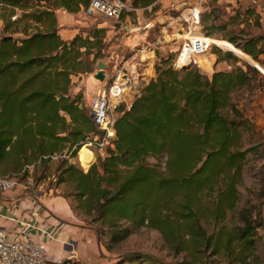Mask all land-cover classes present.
I'll use <instances>...</instances> for the list:
<instances>
[{
  "label": "trees",
  "instance_id": "obj_1",
  "mask_svg": "<svg viewBox=\"0 0 264 264\" xmlns=\"http://www.w3.org/2000/svg\"><path fill=\"white\" fill-rule=\"evenodd\" d=\"M124 1L134 9L123 13L122 22L135 18L136 9H145L147 16L159 9L156 0ZM90 2L0 0V177L26 178L30 172L25 167L31 164L34 177L36 168L48 167L51 155L68 150L74 157L82 144L102 135L83 93L71 91L74 78L94 71L105 55L107 28L94 27L64 39L56 16L58 9L84 11ZM204 2L201 24L212 36L228 24L216 23L219 7L204 11ZM252 2L258 5L261 0ZM255 14L253 8L237 11L232 20L249 22L251 16L259 24ZM223 39L215 42L264 66L261 36ZM178 53L157 54L155 75L132 101L118 105L116 135L105 147L106 155L88 171L61 158L56 184L66 187L64 196L73 197L83 213L107 226L115 243L132 232L123 221L135 227L147 223L177 245L179 253L196 258L210 251L248 264L262 223L246 211L241 225L229 227L226 220L239 202L238 184L253 148L242 149V128L255 124L237 108L233 94L264 76L232 50L218 59L232 62L231 68L215 69L211 77L196 65L175 68ZM149 157H166L165 171L148 163ZM47 262L71 264L68 259ZM155 263L150 254L132 251L112 264Z\"/></svg>",
  "mask_w": 264,
  "mask_h": 264
},
{
  "label": "rangeland",
  "instance_id": "obj_2",
  "mask_svg": "<svg viewBox=\"0 0 264 264\" xmlns=\"http://www.w3.org/2000/svg\"><path fill=\"white\" fill-rule=\"evenodd\" d=\"M193 1L194 0H191L190 2ZM204 4V11H207L215 6L214 4H208L205 2ZM218 7L220 14L216 19V23H226L228 25L224 30L215 31L212 36L207 35L213 43L211 50L202 56L201 63L202 66L209 71L207 73H210L211 71L214 72V68L230 69L231 67L228 66L229 64L232 65V62L230 61L223 60L215 65V61L219 59L220 55H223L226 51L230 50L246 61L248 65H260V63L252 56H249V54L241 55L236 49L222 44H217L215 40H224L223 36L225 35L236 36L240 41H243L246 36H261L263 38L261 45L264 48V17L261 15L259 16V24H257L255 20L248 23L245 20L234 22L232 19L237 11H239L238 8H228L226 5H219ZM178 13L179 12L177 10L169 8L167 12V15L171 17L169 21H164L165 19L163 20L162 18L156 19L158 24L154 26V31L151 34V37L154 39L157 36L159 28L163 26L162 24H164V26L170 25L172 20L173 22H171V25L167 26V30L170 34L175 29H180L181 23L176 19ZM153 16L156 18V15H150V17ZM59 19L63 22L61 28L63 31L62 34L64 35L68 32V29H71L70 27L74 23L80 24L84 21H86L84 23L85 26H81L80 29L89 31L94 27L107 28L109 46L105 51V55L98 61L104 60L105 62V60H108L112 51L118 50L120 54L124 49L123 41L126 39L127 33L123 27L115 26L114 20L112 19H108L103 15L88 17L82 12L72 14L70 16L66 14L64 16H60ZM123 22L125 23V20H123ZM208 24H210V22ZM204 26L205 24L202 23L196 29L195 33H203L206 35ZM0 27H2L1 22ZM168 39L169 41L167 40V43L163 46V48L158 50L159 52L157 51V54L163 55L167 53H178L184 37L181 36L180 39L170 40L171 38L168 36ZM234 46L237 47L236 45ZM215 51H218L221 54H217L216 56L214 55L217 53H215ZM124 55L125 53H123V55L121 54L120 58ZM260 58L264 61V53L260 54ZM142 68L143 65H139L138 68L135 69L134 79L131 84V88L128 90V98L125 102L130 100L132 95L139 92L138 88L146 81L147 74H143ZM97 70L98 67L96 64L94 71L88 74L78 75L74 78L75 85L71 92L72 94L74 92H82L86 104L87 96L93 95L97 91L98 87L103 84V81H100L95 77ZM107 70L108 77L106 76L104 81H109L113 76L115 71L113 63L107 65ZM201 71L203 72L204 70L201 68ZM233 97L237 108L245 117L248 116L252 122H254L255 127L249 128L248 125H245L242 128V149H249L250 147L253 148H251L252 150L248 152L244 161L243 177L238 184V190L240 193L239 202L233 211L228 212L226 224L229 227L241 225V214L244 211H246L247 214L252 215L254 218H258V221L262 223V226L257 229L258 234L256 248L254 249L253 255L249 258L248 264H264V80L261 77H257L254 84L252 83L250 86L235 91ZM84 146H86V143L82 144V148ZM88 147L92 151L90 158H85L80 155L82 148L74 157H70L72 151L70 152L65 150L64 154L58 156V158L52 159L46 169L43 170L42 168H36V175L34 173L35 179L39 180L42 179L41 177H45L47 182L46 185L56 187L54 193L64 196L66 187L64 185L56 184L55 175L57 165L61 158L64 157L76 163L84 169V171H88L91 164L96 162L98 157H104L106 155V148L104 151L103 149H99L97 147ZM165 161L166 157L148 158V163L151 165H158L162 171H165ZM66 198L68 201H71L69 203H71L72 207L76 211L79 226L87 229V233L90 234V237L87 239V243L84 242L85 236H80V238L83 237L82 242L77 244L74 254L67 258L71 261V264H112L124 253L132 251L150 254L156 259L155 264H181L182 261L194 262V264H237L234 260H232L233 258L231 259L230 257L224 255H213L210 251L208 253L201 252L196 258L190 255V253H179L177 245L171 244V242L167 240L160 230L149 226L147 223L141 227H135L132 223L123 221L122 225L124 227H131L132 232L125 240L115 243L110 239V233L107 226L95 222L92 220V217H88L85 213H83L78 207V202L73 197ZM205 203L208 204V198L205 199ZM209 230L210 232L215 230V226L212 222ZM185 242H188V237L185 238Z\"/></svg>",
  "mask_w": 264,
  "mask_h": 264
},
{
  "label": "crops",
  "instance_id": "obj_3",
  "mask_svg": "<svg viewBox=\"0 0 264 264\" xmlns=\"http://www.w3.org/2000/svg\"><path fill=\"white\" fill-rule=\"evenodd\" d=\"M184 1L185 0H161L160 3H158L159 9L156 12H150L152 10L151 6L148 7L150 15H156V18H154V16L150 17V15L147 16L145 9L141 8L135 11V18L132 16H128L126 18L125 23H123L124 28L132 23L147 21H152L154 25H156L158 24L156 19L159 18H162L163 20L165 19L164 21H169L171 18L167 15L169 8L173 10V8L180 5V3H183ZM187 1L192 3L190 2L191 0ZM195 1L196 0L193 2ZM203 1L212 2L215 6L226 5L228 8H238L241 12L249 8H253L256 16L259 17L261 15L264 17V0H261L258 5H252V0ZM80 12L84 13V11ZM66 14L70 16L76 13H69L64 9L56 10V16L58 25L61 29L60 32L62 37L64 39H71L77 33L84 30L80 29V27L85 26L84 23L86 21L81 22L80 24L74 23L70 27L71 29H68V32L64 35L62 34L63 31L61 28L63 22L59 18L60 16H64ZM247 20L251 22L255 20V18L250 16ZM171 22H173V20ZM147 33H151V30L143 31L140 34V38L146 37ZM148 39L152 40L151 37H148ZM131 40H133V36H127L123 41V51H121L120 54L118 50L112 51L108 60H105V63L107 65L113 63L114 67L120 63L129 68L131 71L137 69L139 65H143V74H147V77L144 84L138 88V91H140V88L145 87L155 75L157 50L156 57L153 56L152 53H148L143 55V58L149 57L146 60H141L139 57L135 58L130 47V42H132ZM160 49L161 47L158 48V50ZM123 53H125V55L120 58V55H123ZM214 55L217 56V53ZM218 62V60L215 61V65H217ZM262 67L264 68V66ZM107 71L108 70L106 68L105 73L108 77ZM203 72H206L205 74L209 77H211L213 73V71L210 72L211 74L207 73L209 71H207L206 68ZM261 73L264 76V73ZM134 95L130 97V100L127 101L128 103L132 101ZM32 172L33 169L31 170V174ZM46 184L47 182L45 177H42V179L39 180L35 179L34 186L28 185L26 178L8 177L7 179H4L0 185V227L4 228L9 239L22 235L24 230L29 231V234L25 236L26 250L47 259V261L60 262L67 260V258L74 254L77 244L82 242L83 237L80 238V236H85L84 242L87 243V239L90 237V234L87 233V229L79 226L76 211L72 207L71 203H69L71 201H68L65 196L55 194L54 192L56 187L47 186Z\"/></svg>",
  "mask_w": 264,
  "mask_h": 264
},
{
  "label": "built area",
  "instance_id": "obj_4",
  "mask_svg": "<svg viewBox=\"0 0 264 264\" xmlns=\"http://www.w3.org/2000/svg\"><path fill=\"white\" fill-rule=\"evenodd\" d=\"M161 0H156L155 3H160ZM128 1L124 0H91L90 4L84 10V14L88 17L103 15L108 19L114 20L117 27H123L121 21L122 15L127 10H133ZM139 9H136V11ZM179 13L176 19L181 23L180 29H175L173 32L167 30V26L159 28L157 36L153 40H149L151 33L154 31V23L152 21L132 23L125 29L127 36H133V43H130L132 53L135 58L146 60L149 57L143 58V55L152 53L156 57V50L162 48L168 39H180L181 42L178 56L174 66L180 69L183 64L196 65L205 71L202 66V56L209 52L213 46L210 37L203 33H195L196 29L201 25V15L203 12V0H196L189 3L185 0L180 5L173 8ZM16 19V15L13 16ZM145 30H151L146 37L140 38V34ZM173 38V39H172ZM115 71L109 81H104L93 95L87 96V104L90 111V116L94 124L103 131L102 135L89 139L86 142L87 146L104 149L111 143L115 137L114 130V114L119 104L125 102L128 98V90L134 79L135 70L131 71L123 64L118 63L114 67ZM93 150V149H92ZM58 154L51 155V158H58ZM35 165H26L25 169L30 172L26 177L28 185L34 186L35 179L31 174V170ZM86 169V168H85ZM8 177H0V185L4 179ZM29 231L24 230L22 235L9 239L4 228L0 227V264H48L47 259L35 255L26 250L25 236Z\"/></svg>",
  "mask_w": 264,
  "mask_h": 264
},
{
  "label": "water",
  "instance_id": "obj_5",
  "mask_svg": "<svg viewBox=\"0 0 264 264\" xmlns=\"http://www.w3.org/2000/svg\"><path fill=\"white\" fill-rule=\"evenodd\" d=\"M11 37L12 36H9V38H11ZM188 66H190V64H183L182 66H180V69H184ZM255 66L264 73V68L261 65L255 64ZM97 67H98V71L95 73V77L100 81H104L105 77H106L105 71L107 68V64L101 60V61H98ZM143 88H140V90H142Z\"/></svg>",
  "mask_w": 264,
  "mask_h": 264
},
{
  "label": "bare ground",
  "instance_id": "obj_6",
  "mask_svg": "<svg viewBox=\"0 0 264 264\" xmlns=\"http://www.w3.org/2000/svg\"><path fill=\"white\" fill-rule=\"evenodd\" d=\"M80 155L85 158H90L92 155V151L89 149V147L86 145L81 149Z\"/></svg>",
  "mask_w": 264,
  "mask_h": 264
}]
</instances>
